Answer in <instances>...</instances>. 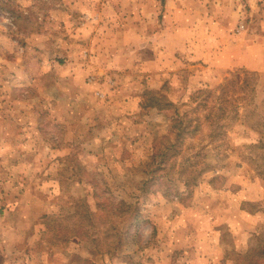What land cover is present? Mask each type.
<instances>
[{
  "label": "rangeland",
  "instance_id": "374dc122",
  "mask_svg": "<svg viewBox=\"0 0 264 264\" xmlns=\"http://www.w3.org/2000/svg\"><path fill=\"white\" fill-rule=\"evenodd\" d=\"M3 2L19 8L17 26L0 14L19 65L0 216L35 223L5 236L0 262L28 247L36 264H92V248L95 264H264V0ZM227 35L246 46L220 58ZM174 116L176 154L146 184Z\"/></svg>",
  "mask_w": 264,
  "mask_h": 264
},
{
  "label": "crops",
  "instance_id": "0c3cea01",
  "mask_svg": "<svg viewBox=\"0 0 264 264\" xmlns=\"http://www.w3.org/2000/svg\"><path fill=\"white\" fill-rule=\"evenodd\" d=\"M8 6H10V5L4 4V2H3V4L0 5V14L5 13L7 16H9L11 14L14 17V20L16 21V22L13 21V18H12L10 20L11 26H15L16 23L18 25L19 22L17 21V17H19V11H18L19 8L16 5L15 6L11 5V7H8ZM56 12L61 13V10L56 11ZM4 22H5V20H4ZM14 22H15V24H14ZM5 24H7V23H5ZM2 25H3V21L0 22V26H1L0 27V67H1V69H0V112H3L5 110L7 111L6 107L9 106L8 102L12 101L11 103L14 104L13 98H14V95L16 93L15 89H14L15 88V85H14L15 79L14 78H15V75H18L17 74V72H18L17 67L19 65V63L16 64L17 60L15 62L12 61L13 58L17 59V57L15 55H17L18 51H17L15 45L13 44L14 42L10 41L9 38H6V36L4 35V31H3L4 29L2 28ZM224 39L227 40V43H221L223 45V47H220V48L223 49L222 50L223 52L220 53V58L226 57V56H221L224 53V49L226 50V48L239 45L240 48L243 49L246 46L245 43H234L232 41L230 35H227ZM8 43H11V44H8ZM183 44L184 43H180L179 47H183L184 46ZM213 44H217L216 40L214 43H212L211 48H212V46L214 48ZM8 47L12 48L11 51H9V53H7ZM211 48L209 49V51L211 50ZM3 49H5V50H3ZM4 52L6 55L4 54ZM7 55H9L10 58H7ZM3 60H6V62H3ZM215 62L220 63V64L222 63L221 59H216ZM224 63H226V60H224ZM4 64H6V66ZM9 68L11 69V71L8 70ZM7 122L8 121L6 120V118L4 116H0V134H2L1 129L7 124ZM31 123L34 124V122H31ZM0 141L1 142L4 141L3 135H0ZM30 222H31L30 226H28L27 228L21 229L18 227V225L20 226V224H21L19 219L13 218V220L11 221L10 219H5V218H2L0 216V250H3V240H4L5 236H7V237L11 236L14 240L15 239L19 240L22 237L26 238V239H28V238L30 239L33 236V232L31 231V229H32L35 221L30 220L29 223ZM126 237H127V239L129 238L128 233H127ZM113 238H115V236ZM127 239H125V241L123 243H121L122 246H126L129 244L127 242ZM179 241L182 243H186V247H187V244L193 242L194 239H192L191 233H187V235L183 236V238H181V239L178 238V236L173 235L171 243L172 244L173 243L178 244ZM167 242H168V240H167ZM190 245L193 246L192 244H190ZM183 248L184 247H180L179 251L176 252L175 255L182 253L181 250ZM27 250H28V247L24 250H21L20 251L21 253L19 252L21 259H18L13 264H36V261H35L36 260L35 257L37 254V253H35L36 251L35 250L33 251L30 249L29 252H27ZM128 250L129 249H127V251L123 250V257H122L123 261L125 260L126 257H131L130 251H128ZM89 252L91 253V254H89L90 257H86L85 261H87V262L90 261L92 264H95V262L101 256L100 252H98L96 249H93V248L90 249ZM0 253H1V251H0ZM1 255H2V257H4L3 253H1ZM103 255H106V253ZM180 255H182V254H180ZM17 256L19 257V255H17ZM173 258L178 259V260L180 259V257L176 258V256ZM171 260H172V258L170 259V261ZM4 263L5 262L2 259L0 264H4Z\"/></svg>",
  "mask_w": 264,
  "mask_h": 264
},
{
  "label": "trees",
  "instance_id": "16d2710c",
  "mask_svg": "<svg viewBox=\"0 0 264 264\" xmlns=\"http://www.w3.org/2000/svg\"><path fill=\"white\" fill-rule=\"evenodd\" d=\"M156 100V99H155ZM157 103H153L151 100L148 101L145 106H156ZM173 123L177 125V131L175 133V137L172 138L171 134H169L166 137V140L155 141L153 145V150L151 155L149 156V165L152 166L153 174H151L147 179H145L143 182L146 184H151L152 181H158L163 176L161 171L165 169L166 164L169 162V160L172 158L174 154H176V148H177V141L181 137L182 133L185 131V126L183 125L182 119H178L177 117H172ZM165 141V142H164ZM164 142V143H163ZM151 172V171H148ZM153 181V182H154ZM142 213L140 212V209L138 207L135 208V214L132 215L131 220H140L142 219ZM130 220V221H131ZM129 222V221H128ZM114 230V236L115 239L118 240V242L123 243L126 239L127 233L129 231V225L127 227L121 226H113ZM98 240V239H97ZM238 264H241L240 262Z\"/></svg>",
  "mask_w": 264,
  "mask_h": 264
}]
</instances>
